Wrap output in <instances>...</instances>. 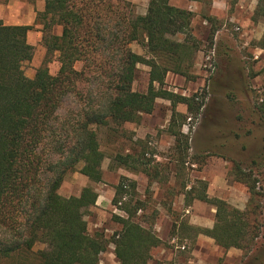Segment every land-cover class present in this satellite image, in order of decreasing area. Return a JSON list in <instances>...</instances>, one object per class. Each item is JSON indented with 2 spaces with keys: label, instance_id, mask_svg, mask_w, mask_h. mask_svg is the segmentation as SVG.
<instances>
[{
  "label": "trees",
  "instance_id": "obj_1",
  "mask_svg": "<svg viewBox=\"0 0 264 264\" xmlns=\"http://www.w3.org/2000/svg\"><path fill=\"white\" fill-rule=\"evenodd\" d=\"M134 9L127 0H46L41 15L62 32L44 34L47 59L34 78L23 69L34 56L28 42L33 27L0 20V264H27L37 244L46 247L34 254L38 264H100L109 241L90 233L85 218L99 195L87 186L80 196H62L66 177L80 172L102 182V127L137 123L160 98L193 109L195 98L165 88L169 73L189 78L198 47L188 40L193 13L170 0H151L144 16ZM255 16L264 22V0H258ZM179 34L187 36L184 42ZM134 42L149 56L134 52ZM259 46L264 49V34ZM54 58L55 73L49 67ZM139 65L150 68L147 92L134 89ZM92 67L99 76L88 78ZM131 160L117 159L121 166ZM235 171L252 192L246 174L239 166ZM136 189L123 178L113 199L129 215L117 218L122 228L112 238L121 264H149L152 248L161 243L134 221L139 202L134 207L131 199L124 201ZM198 198L217 209L214 228L201 233L225 249L244 248L251 227L247 213L220 198Z\"/></svg>",
  "mask_w": 264,
  "mask_h": 264
},
{
  "label": "rangeland",
  "instance_id": "obj_2",
  "mask_svg": "<svg viewBox=\"0 0 264 264\" xmlns=\"http://www.w3.org/2000/svg\"><path fill=\"white\" fill-rule=\"evenodd\" d=\"M127 1L133 4L137 15L144 16L151 0ZM174 1L183 2L184 8L193 13L188 40L198 47L189 78L182 76L185 83L171 84L166 78L165 88L195 98L193 109L160 98L155 111L143 115L139 122L102 127L98 135L105 155L102 182L95 184L75 172L66 177L60 194L66 198L80 196L87 186H93L98 193V203L87 211L85 218L90 233L102 234L109 241L100 264H121L112 238L122 228L117 218L129 217L119 205L113 204L123 178L137 184L136 191L127 195L125 201L131 199L134 207L137 202L142 206L134 221L150 228L161 241L152 248L149 264H193L197 244L194 237L203 228L189 225L193 212H186L176 203L187 184L195 188L191 196L211 193L213 199L220 194L221 200L247 213L251 226L244 248L225 249L212 238L214 246L203 252L205 261L202 258L197 264H264V49L259 46L264 22L255 16L258 0H220V4L215 0ZM13 2L24 14L35 12L38 3L0 0V13H7ZM42 12L37 13L28 40L35 48L33 59L23 64L28 78H34L47 59L44 34L62 32ZM176 38L184 42L187 36L179 34ZM130 48L149 56L136 42ZM49 67L53 73L58 71L55 58ZM138 68L134 89L147 92L150 68L146 65ZM91 70L88 78L99 76L96 68ZM129 155L131 164L121 166L117 159ZM237 166L246 174L242 177L248 180L252 192L236 180L235 175L241 176L235 171ZM159 186L166 190L160 191L164 197L156 195ZM201 206L197 212L213 219L215 226L216 213H211L210 208L215 212L217 209L207 202ZM45 248L44 244H37L27 264H38L34 254Z\"/></svg>",
  "mask_w": 264,
  "mask_h": 264
},
{
  "label": "crops",
  "instance_id": "obj_3",
  "mask_svg": "<svg viewBox=\"0 0 264 264\" xmlns=\"http://www.w3.org/2000/svg\"><path fill=\"white\" fill-rule=\"evenodd\" d=\"M37 5L35 6V12L34 10L29 13V14H24L22 13V10L19 11V7H17V4L15 2L11 3L8 8H7V13L5 12L4 15L0 13V20L5 24V25H11V26H17V25H23V26H32L34 29V22L36 19V15L39 11H45V6H46V0H37ZM171 5L179 8L185 9V4H179V2H175L174 0H170ZM216 4H220V0H215ZM30 34H32V30L28 34V40L30 37ZM29 42V41H28ZM30 43V42H29ZM33 46V44H31ZM167 81L171 82V84L175 83H185L186 79L183 78L180 75L174 74V73H169L167 75ZM202 180L206 181V178H202ZM157 193L156 195L159 197L162 195L164 197L165 189L162 188L161 186L156 188ZM195 191V188L191 187L190 185H186L185 188V193L181 194V197L178 198V202L176 203L179 206H182L186 212H193L192 217L189 220V225H193L195 227L203 228V229H213L214 227V220L213 219H207L205 213L202 214V212L198 213V206H201V203L204 202L201 199L198 198L197 195H190L191 191ZM162 191V192H160ZM190 195V196H186ZM205 196L211 198V193L204 194ZM203 195V196H204ZM209 195V196H208ZM216 197H220V199H223L222 196L219 194ZM98 203V200H97ZM176 205V204H175ZM202 207V206H201ZM211 213H216L214 208H210ZM210 223V224H209ZM196 239L197 244H195V249L193 251V255L195 256L192 260L191 263L197 264V262H201L200 260L205 261V257H203V252H207L208 249H211L214 246V240L210 237L205 236L204 234H199L197 237H194Z\"/></svg>",
  "mask_w": 264,
  "mask_h": 264
},
{
  "label": "built area",
  "instance_id": "obj_4",
  "mask_svg": "<svg viewBox=\"0 0 264 264\" xmlns=\"http://www.w3.org/2000/svg\"><path fill=\"white\" fill-rule=\"evenodd\" d=\"M191 119H189V121H190ZM126 200V198L124 199V201ZM121 205V204H120ZM117 210H120V209H117ZM121 211V210H120ZM184 248V247H183Z\"/></svg>",
  "mask_w": 264,
  "mask_h": 264
}]
</instances>
